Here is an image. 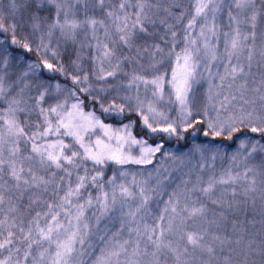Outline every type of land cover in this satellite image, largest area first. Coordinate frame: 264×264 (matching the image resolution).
<instances>
[{
  "label": "snow or ice",
  "instance_id": "snow-or-ice-1",
  "mask_svg": "<svg viewBox=\"0 0 264 264\" xmlns=\"http://www.w3.org/2000/svg\"><path fill=\"white\" fill-rule=\"evenodd\" d=\"M0 264H264V0H0Z\"/></svg>",
  "mask_w": 264,
  "mask_h": 264
}]
</instances>
